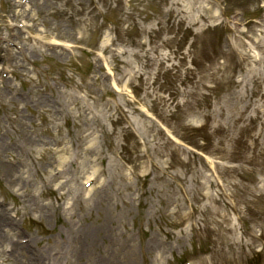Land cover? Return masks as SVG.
<instances>
[{"label": "rangeland", "instance_id": "1", "mask_svg": "<svg viewBox=\"0 0 264 264\" xmlns=\"http://www.w3.org/2000/svg\"><path fill=\"white\" fill-rule=\"evenodd\" d=\"M130 257L264 264V0H0V264Z\"/></svg>", "mask_w": 264, "mask_h": 264}, {"label": "bare ground", "instance_id": "2", "mask_svg": "<svg viewBox=\"0 0 264 264\" xmlns=\"http://www.w3.org/2000/svg\"><path fill=\"white\" fill-rule=\"evenodd\" d=\"M21 256H23V257H27V255H21ZM128 264H133V257L131 258L130 257V259H129V263Z\"/></svg>", "mask_w": 264, "mask_h": 264}]
</instances>
